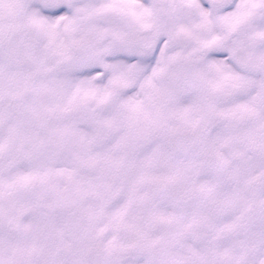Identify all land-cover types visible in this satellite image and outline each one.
Here are the masks:
<instances>
[{
	"label": "snow or ice",
	"instance_id": "1",
	"mask_svg": "<svg viewBox=\"0 0 264 264\" xmlns=\"http://www.w3.org/2000/svg\"><path fill=\"white\" fill-rule=\"evenodd\" d=\"M0 264H264V0H0Z\"/></svg>",
	"mask_w": 264,
	"mask_h": 264
}]
</instances>
